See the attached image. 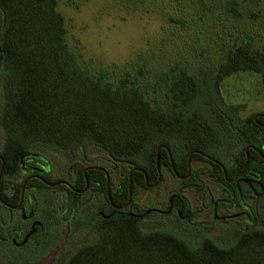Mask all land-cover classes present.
Returning <instances> with one entry per match:
<instances>
[{"label":"trees","instance_id":"16d2710c","mask_svg":"<svg viewBox=\"0 0 264 264\" xmlns=\"http://www.w3.org/2000/svg\"><path fill=\"white\" fill-rule=\"evenodd\" d=\"M58 2L0 0L1 122L8 139L24 151L34 142L63 151H103L133 172L132 195L135 182L143 185L141 173L156 176L159 148L160 170L186 171L190 155L199 159L194 152L211 154L222 143L215 117L225 119L226 110L235 117L238 113V107L223 102L220 84L225 78L253 72L264 84V42L254 33L234 36L218 64H176L147 80L124 72L113 83L104 70L91 73L81 66L67 43ZM222 3L231 20L255 21L264 34V0ZM244 121L256 120L251 116ZM104 187L102 178L103 194ZM118 192L119 200L112 201L126 204L128 176ZM142 223L123 211L99 220L94 241L76 248L65 264H264V229L223 245L162 226L146 230Z\"/></svg>","mask_w":264,"mask_h":264},{"label":"flooded vegetation","instance_id":"af4514ba","mask_svg":"<svg viewBox=\"0 0 264 264\" xmlns=\"http://www.w3.org/2000/svg\"><path fill=\"white\" fill-rule=\"evenodd\" d=\"M3 24L0 21V31ZM1 111L2 106L0 249L13 255L22 252L24 264H56L69 251L73 232L121 211L147 226L190 238L217 231L215 236L235 240L247 231L264 229V122L257 121L264 111L252 115L254 123L244 121L251 116L214 123L222 143L211 154L194 152L199 159L191 160L190 155L186 171L157 167L156 176L141 173L143 185L135 182V195L133 172H118L122 166L106 153L100 162L83 156L70 163L65 154L69 150L49 143L34 142L25 151L13 145ZM166 174L174 183L169 190L164 189ZM125 176L130 200L117 205L112 200H119ZM66 227L65 247L59 252Z\"/></svg>","mask_w":264,"mask_h":264},{"label":"rangeland","instance_id":"374dc122","mask_svg":"<svg viewBox=\"0 0 264 264\" xmlns=\"http://www.w3.org/2000/svg\"><path fill=\"white\" fill-rule=\"evenodd\" d=\"M222 4V0H59L58 10L65 18L67 43L80 57L81 66L91 73L104 70L106 79L115 83L124 72L142 75L147 80L169 72L170 66L176 64L192 68L218 64L234 36L240 39L254 33L264 42V34L258 33L262 24L231 20L222 11ZM220 92L227 106L238 107L236 117L226 110L228 119L234 118L236 122L264 111V84L253 72L225 78ZM2 99L0 91V107ZM214 120L227 122V118L225 121L221 117ZM65 154L70 163L83 156L91 162H100L106 156L94 147H77ZM121 168L118 172L126 173ZM173 186L166 174L164 189ZM142 224L146 230L154 229ZM216 232H201L194 238L209 236L223 245L234 241L215 236ZM95 237L93 226L80 227L69 239L64 259L60 258L56 264H65L76 248L93 242ZM65 243L63 237L59 252ZM21 253L13 255L0 249V264H24Z\"/></svg>","mask_w":264,"mask_h":264},{"label":"water","instance_id":"95a60500","mask_svg":"<svg viewBox=\"0 0 264 264\" xmlns=\"http://www.w3.org/2000/svg\"><path fill=\"white\" fill-rule=\"evenodd\" d=\"M159 151H160V148L157 150V161H156V165H157V167H158V153H159ZM129 200H130V189H129ZM67 230H68V228L66 227L65 228V233H64V238H65V235H66V233H67Z\"/></svg>","mask_w":264,"mask_h":264}]
</instances>
